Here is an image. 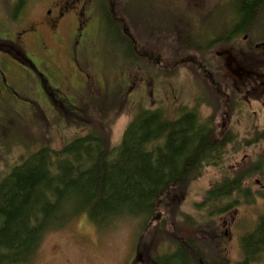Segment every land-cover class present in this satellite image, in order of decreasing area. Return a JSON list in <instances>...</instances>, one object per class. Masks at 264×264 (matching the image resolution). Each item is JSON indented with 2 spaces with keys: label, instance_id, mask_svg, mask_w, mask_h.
<instances>
[{
  "label": "rangeland",
  "instance_id": "1",
  "mask_svg": "<svg viewBox=\"0 0 264 264\" xmlns=\"http://www.w3.org/2000/svg\"><path fill=\"white\" fill-rule=\"evenodd\" d=\"M15 1L0 0V37L12 39L9 37L13 32L20 33L28 25H34L36 32L17 39L15 44L6 41L0 45L1 50L10 49L12 54L23 51L26 57L20 65L0 53L4 60L1 63L7 65L5 74L11 86L10 94L0 97V181L31 154L44 148L60 153L78 137L77 129L69 126L61 129L60 116L58 121L46 120L41 114L36 117L29 112L38 108L33 104L37 102L38 109L52 117V109L39 92L43 85L35 80L36 77L46 80L49 71L46 65H53V76L56 75L63 89H76L80 95L76 98L84 102L85 116L78 123L85 129L91 128L90 133L103 132L112 146L121 143L128 125L147 110L158 111L168 121L194 113L200 124H209L217 133L221 125L229 129L225 137L221 136L224 148L217 164L205 166L181 197L167 201L155 216V224H150L143 236L142 221L138 219L123 218L109 227H100L80 215L69 219L62 228L47 233L31 264H140L136 258L141 237L146 244L160 240L168 228V211L175 225L181 226L178 233L181 236L189 233L190 230L182 227L183 218L179 215L194 218L205 213L199 211L197 205L207 190L223 183V175L234 174L232 167L246 159L244 166L248 168L244 167L247 169L242 176V189L247 190V197L237 211L217 217L215 229H210L216 235L230 230L225 256L228 264L241 263L244 251L238 240L244 233L253 234L255 222L257 227L264 217V174L260 173H264V145L257 148L258 137L250 134L256 127L264 126V115L256 117V103L244 100L246 106L242 115L233 114L227 119L221 99L215 100L206 92L209 87L204 72L193 61L198 55L191 44L203 40L212 31H221L226 16L239 11L237 3L229 0H112V10L123 18L132 35L126 39L134 42L141 53L137 60L128 56L124 60L129 51L120 41L116 25L110 22L100 25L90 0H22L18 6ZM56 4L65 8L74 6L72 12L74 9L84 12V36L78 43H71L76 32V18L72 16H66L58 29L37 25L45 22L49 6ZM246 15L244 11L245 18ZM25 62L36 69H30ZM78 68L89 76V83H82ZM52 80L57 84L53 77ZM118 84L123 88L122 93ZM12 91L17 92V96H13ZM94 108L96 110L91 112ZM94 112L100 116L96 124ZM258 156H262V160L256 162ZM161 249L175 251V247L167 243H163ZM249 264H264V253Z\"/></svg>",
  "mask_w": 264,
  "mask_h": 264
},
{
  "label": "trees",
  "instance_id": "2",
  "mask_svg": "<svg viewBox=\"0 0 264 264\" xmlns=\"http://www.w3.org/2000/svg\"><path fill=\"white\" fill-rule=\"evenodd\" d=\"M90 1L100 25H116L118 37L129 51L123 59L137 60L141 53L126 39L132 35L123 18L112 10V0ZM254 1L242 0L240 9L252 13ZM16 2L18 6L22 0ZM103 138V132L90 134L60 153L41 149L0 181V264H31L45 235L80 215L100 227L123 218L138 219L143 236L165 203L181 197L205 166L217 164L224 148L215 128L200 124L194 114L168 121L159 112L141 113L128 125L118 146ZM247 168L224 174L223 183L207 190L197 205L205 213L194 218L179 215L182 227L190 230L186 235L178 233L181 226L175 225L168 211V228L160 240L146 244L140 236L137 262L228 264L227 230L216 235L210 229H215L217 217L236 211L244 202L247 190L242 189V176ZM163 243L174 246L175 251H162ZM242 246L245 258L239 264H249L264 253V217L256 235L244 236Z\"/></svg>",
  "mask_w": 264,
  "mask_h": 264
},
{
  "label": "flooded vegetation",
  "instance_id": "3",
  "mask_svg": "<svg viewBox=\"0 0 264 264\" xmlns=\"http://www.w3.org/2000/svg\"><path fill=\"white\" fill-rule=\"evenodd\" d=\"M229 1L237 3L235 6L239 11H234L226 16L221 31H212L203 40L191 43L196 47L198 55L193 61H195V65L204 72L207 86L209 87V89L206 88L207 94L215 100L216 98L221 99V103H224L223 115H227V119L233 114L242 115V110L246 106L244 100H247L249 103H256V112H254V114H256L257 117L261 114L264 115V0H256L252 2L254 11L247 14L246 18L244 17V11L240 9L242 0ZM49 7L50 8L46 11L47 16L45 17V22H39L37 25H44L49 30L52 28L58 29L66 16H72V18H76V26H74L76 32L71 38V43L73 45L74 42L78 43V39H81L84 36V12H81L78 9H74L72 12L71 10L74 6L65 8L56 4L53 5V7H51V5ZM35 32V26L28 25L20 33L13 32L14 35L12 34V36L9 37L12 39L0 37V45L4 44L6 41L15 44L17 39L22 40L23 37L28 34L34 35ZM1 33L2 31L0 34ZM16 34L19 35L18 38L16 37ZM12 50L16 51L14 48H12ZM2 52L7 54L11 59L16 60L20 65L22 61H26L23 51L17 55L10 53V49L5 51L0 49V53ZM1 61L4 60L0 57V97H4L5 95L10 94L11 86L8 80L9 76L7 77L5 74L7 71L5 67L7 65L2 64ZM25 65L30 69H36V67L28 62H25ZM46 66L49 68L46 80H39L37 77L35 80L37 84L43 85L41 89L38 86L37 87L39 88V92L44 96V99L47 100V104L52 109V117L47 116L43 111L39 110L38 108H40V104L37 102L33 103L38 106L37 109L34 108L33 114L36 117L41 114L46 120H57V117L60 116L61 120H59V122L62 125V130L68 129V126L70 129H77L76 136L78 135V137L70 143L83 140L90 134L94 135L95 132L90 133L91 128L85 129L84 125L81 126V124L78 123L80 119L82 120L83 116H85L84 107L86 106L84 102L79 101L76 98L77 96L80 98V95L76 93L77 90L74 88L73 90L70 89L71 91H66L65 88L63 89V85L58 83L59 81L58 78H56V75L55 77L53 76V65ZM80 73H78V76L82 83H89V76L85 74V71L84 73ZM51 76L57 84L52 82L53 80ZM47 83H51L52 86H49ZM118 87H120L119 93L120 91L122 93L123 88L120 84H118ZM11 94L17 96V92L15 91H12ZM81 103L82 105H80ZM94 110L96 109L94 108L91 112ZM104 110H106V107H104ZM146 112L158 111L147 110ZM188 114L192 115L194 113ZM185 115L187 114L179 115L174 121H178ZM93 118L95 120L94 124L100 122L99 113L94 112ZM228 131L229 129H225L224 126L221 125L218 135H223V137H225ZM250 134H256L258 137L256 141L257 148L264 145V126L259 128L256 127V129H253ZM260 157L261 156H258V158ZM257 161L258 160H256V162ZM247 162L246 159H241L232 167L233 171L238 173L240 169L247 167L244 166ZM262 174L264 173H261V175ZM255 182L259 184V181L255 180ZM229 224H234V217L230 220ZM226 230L227 243L230 238V230ZM253 234L256 235V222L254 224ZM246 235L247 233H244L238 240L241 250H243L242 241ZM253 243L256 245V239ZM244 258L245 255L241 262L244 261Z\"/></svg>",
  "mask_w": 264,
  "mask_h": 264
},
{
  "label": "bare ground",
  "instance_id": "4",
  "mask_svg": "<svg viewBox=\"0 0 264 264\" xmlns=\"http://www.w3.org/2000/svg\"><path fill=\"white\" fill-rule=\"evenodd\" d=\"M103 139H106L105 137Z\"/></svg>",
  "mask_w": 264,
  "mask_h": 264
}]
</instances>
